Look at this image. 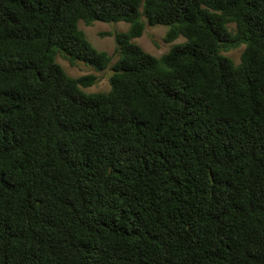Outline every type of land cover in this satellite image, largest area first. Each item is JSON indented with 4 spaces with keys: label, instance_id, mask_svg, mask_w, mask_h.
<instances>
[{
    "label": "trees",
    "instance_id": "1",
    "mask_svg": "<svg viewBox=\"0 0 264 264\" xmlns=\"http://www.w3.org/2000/svg\"><path fill=\"white\" fill-rule=\"evenodd\" d=\"M0 264H264V0H0Z\"/></svg>",
    "mask_w": 264,
    "mask_h": 264
},
{
    "label": "rangeland",
    "instance_id": "2",
    "mask_svg": "<svg viewBox=\"0 0 264 264\" xmlns=\"http://www.w3.org/2000/svg\"><path fill=\"white\" fill-rule=\"evenodd\" d=\"M80 28L83 29L92 42V44L99 50H104L109 54L114 55L116 49L115 34L117 32L126 31L129 28V23L125 21L118 22H103L94 21V23L87 25L84 21H80ZM230 28L234 30L235 24H230ZM167 31L166 25L150 26L146 24L144 33L135 38L134 41L140 44L148 52L160 56L171 48L174 44L182 42L185 37L180 36L175 41L169 43L165 40V34ZM109 33V34H108ZM245 45L231 48L228 51H224L225 54L231 56L236 62L240 61L241 54ZM117 58L114 55L115 60ZM58 62L63 66L68 74L78 77L87 73L94 72L91 65L84 61H79L78 64H71L68 60L58 57ZM99 76V79L91 86L84 88L86 93L108 91L110 88L109 77L112 75L113 70L108 67L101 72H95Z\"/></svg>",
    "mask_w": 264,
    "mask_h": 264
}]
</instances>
